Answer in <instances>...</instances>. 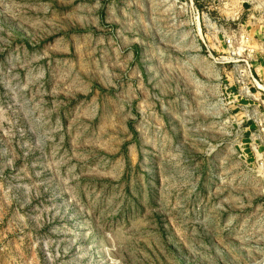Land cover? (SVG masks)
<instances>
[{
	"label": "rangeland",
	"instance_id": "obj_1",
	"mask_svg": "<svg viewBox=\"0 0 264 264\" xmlns=\"http://www.w3.org/2000/svg\"><path fill=\"white\" fill-rule=\"evenodd\" d=\"M0 264H264V0H0Z\"/></svg>",
	"mask_w": 264,
	"mask_h": 264
},
{
	"label": "built area",
	"instance_id": "obj_2",
	"mask_svg": "<svg viewBox=\"0 0 264 264\" xmlns=\"http://www.w3.org/2000/svg\"><path fill=\"white\" fill-rule=\"evenodd\" d=\"M244 39H245V36H244V35H241V36H240V39H239V41H240V43H239L240 46H242V43H243ZM232 42H233V40L229 39L227 43H228L229 46H232ZM238 50H239V48H238Z\"/></svg>",
	"mask_w": 264,
	"mask_h": 264
}]
</instances>
